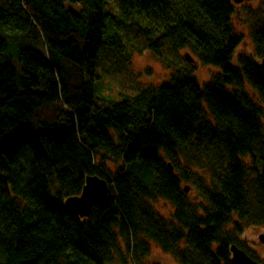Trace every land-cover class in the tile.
<instances>
[{"label": "trees", "instance_id": "obj_1", "mask_svg": "<svg viewBox=\"0 0 264 264\" xmlns=\"http://www.w3.org/2000/svg\"><path fill=\"white\" fill-rule=\"evenodd\" d=\"M234 12L233 0H0V264H144L152 243L182 264H233V244L264 263L240 240L264 227V23L236 57ZM145 50L168 81L108 93L104 58ZM181 50L219 70L200 84ZM90 175L111 190L81 217L65 199Z\"/></svg>", "mask_w": 264, "mask_h": 264}, {"label": "rangeland", "instance_id": "obj_2", "mask_svg": "<svg viewBox=\"0 0 264 264\" xmlns=\"http://www.w3.org/2000/svg\"><path fill=\"white\" fill-rule=\"evenodd\" d=\"M70 8L80 9V4H73L67 2ZM264 18V0H253L248 4L242 6H236L233 14L235 29L243 34L242 44L235 50V56L240 53L253 51V40L250 36L251 26L253 24H262L258 18ZM253 23L250 25V22ZM251 27V28H250ZM245 32V33H243ZM250 33V34H249ZM181 55L176 57V63L181 67L190 68L183 61L187 51L181 50ZM130 60L128 58H115L113 61L105 59L102 62L100 72L102 73V79L104 80L105 88L107 92L113 95H118L119 92L133 91L137 85L155 84L158 85L162 82L168 81L171 77L173 69L164 65L158 58L154 57L150 51L133 54ZM185 60V59H184ZM235 61V60H233ZM193 75L196 76L200 84L205 83L212 79L215 73L219 70L217 66L206 65L198 63L193 66ZM154 206L158 209L162 215H167L171 211V206L165 199H157L153 202ZM231 226L229 225V228ZM264 234V227L251 226L247 227L240 235L242 241H257L258 247L254 248L258 250L259 257L264 262V243L261 242V237ZM262 244V245H261ZM144 264H182L179 260L175 259L173 254L168 251L162 250L157 244H151L150 251L142 257ZM264 264V263H263Z\"/></svg>", "mask_w": 264, "mask_h": 264}, {"label": "water", "instance_id": "obj_3", "mask_svg": "<svg viewBox=\"0 0 264 264\" xmlns=\"http://www.w3.org/2000/svg\"><path fill=\"white\" fill-rule=\"evenodd\" d=\"M244 0H235L236 3H241ZM185 59L188 63H196V59L191 53L185 54ZM261 65L264 67V58L261 60ZM80 195L70 196L65 199V203L70 211L77 213L81 217H87L92 213V209L103 204L108 200L111 187L109 181L99 175L87 176L86 183ZM191 189L190 185L185 187L186 191ZM264 240V234L262 236ZM231 258L233 264H262L255 257H251L248 252L236 244L231 245Z\"/></svg>", "mask_w": 264, "mask_h": 264}, {"label": "flooded vegetation", "instance_id": "obj_4", "mask_svg": "<svg viewBox=\"0 0 264 264\" xmlns=\"http://www.w3.org/2000/svg\"><path fill=\"white\" fill-rule=\"evenodd\" d=\"M253 0H244V1H242L241 3H236L235 2V0H233V4H234V7H235V9H236V6H242L243 4H248V3H250V2H252ZM256 18H258L259 19V21L260 22H263L264 21V18H260V17H256ZM253 23V20L250 22V25ZM243 33H245V32H243ZM250 33H251V31H250ZM249 33V34H250ZM250 36H251V34H250ZM251 39H252V37H251ZM253 40V39H252ZM194 64H197V63H194ZM261 242H262V244L264 243V240H262V237H261ZM247 247H249V250L250 251H254V252H256V253H258V250H256V249H254V248H257V249H259V247H258V244H259V242H257V241H245V242H243ZM261 244V245H262Z\"/></svg>", "mask_w": 264, "mask_h": 264}]
</instances>
